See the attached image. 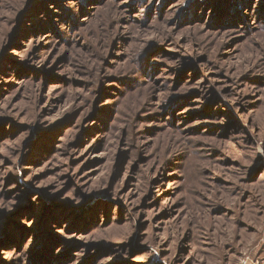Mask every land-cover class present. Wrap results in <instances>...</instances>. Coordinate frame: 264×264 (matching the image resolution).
I'll list each match as a JSON object with an SVG mask.
<instances>
[{
  "label": "rangeland",
  "instance_id": "374dc122",
  "mask_svg": "<svg viewBox=\"0 0 264 264\" xmlns=\"http://www.w3.org/2000/svg\"><path fill=\"white\" fill-rule=\"evenodd\" d=\"M0 264H264V0H0Z\"/></svg>",
  "mask_w": 264,
  "mask_h": 264
}]
</instances>
